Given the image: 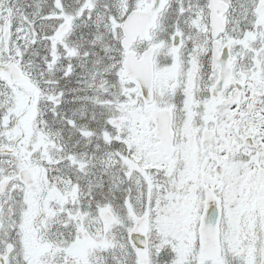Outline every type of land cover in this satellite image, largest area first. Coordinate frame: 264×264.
<instances>
[{"label":"snow or ice","instance_id":"snow-or-ice-1","mask_svg":"<svg viewBox=\"0 0 264 264\" xmlns=\"http://www.w3.org/2000/svg\"><path fill=\"white\" fill-rule=\"evenodd\" d=\"M0 264H264V0H0Z\"/></svg>","mask_w":264,"mask_h":264}]
</instances>
